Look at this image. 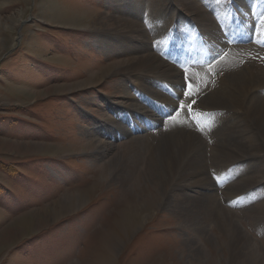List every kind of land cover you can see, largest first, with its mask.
<instances>
[{"label": "rangeland", "instance_id": "1", "mask_svg": "<svg viewBox=\"0 0 264 264\" xmlns=\"http://www.w3.org/2000/svg\"><path fill=\"white\" fill-rule=\"evenodd\" d=\"M150 1L161 5L152 7L157 20L154 13L151 15L154 21L150 19L156 25L173 12L169 27L180 17H187L194 23L193 27L198 26L186 0ZM200 1V5L205 3ZM219 1L225 11H215L228 15L224 0ZM231 1L239 15L259 6L251 0L242 3L230 0L231 6ZM122 2L128 7L133 0H0V264H238L242 247L232 245L223 229L227 216L234 219L237 237L252 246L264 262V131H251L244 123L239 130L227 132L225 127L214 124L228 110L196 107V102L214 84L215 90L220 89V80L223 81L220 78L264 62V52H260L264 46L259 47L258 30L244 38L255 35L253 47L250 46L254 38L234 44L248 48L227 49L225 45L226 53L219 58L214 54L217 50L212 53L209 49L206 55L211 54L208 59L211 65L201 57L206 50L196 43L192 45L202 55L192 56L196 60L190 63L191 52L184 61L178 52L166 50L165 44L156 45L155 37L166 25L161 24L160 30L154 31L152 47L158 49L159 57L177 63L185 83L184 94L189 96L187 101L181 100L178 108L180 122L169 121L171 129L166 122L174 114L167 112L165 94L175 97V92L182 88H168L165 82L171 77L156 75L161 91L152 92L146 100L140 94L143 90L137 80L144 78L143 75L131 74L132 78L124 73L123 69L142 54L145 42L129 34L125 36L131 39L124 40L123 48L120 46L123 40L117 34L120 25L112 16ZM260 2L264 4V0ZM226 20L229 26H237L230 13ZM257 22L259 26L262 20L259 18ZM223 23L220 18L219 27L226 32ZM197 28L201 30L200 26ZM125 41L142 48H128ZM137 92V97L149 107L147 120L142 117L143 104L137 107L134 102L133 113L140 114V118L123 115L132 136L117 132L116 128L108 130L120 113L129 111L131 101L125 94L135 96ZM157 92L159 99L151 100ZM242 116L240 110L235 111V120ZM245 119L255 126L253 120L247 116ZM143 122L148 129L139 132L140 127L144 128ZM173 126L179 127L178 131L197 130V134H202L208 171L223 165L215 164L213 157L219 146L223 151H232L227 163L235 161L236 155L242 158L229 164L232 166L227 168V173L240 165L248 170L237 183L245 191L236 196L230 192L233 179L218 186L217 179L215 187L219 189L213 188L207 196L219 199L223 212L211 224H204L203 230L192 218L186 220L190 214L185 209H191L192 204L184 196L189 193L205 199L202 190L170 192V205L166 206L163 195L172 187L162 185L160 178L147 169L148 151L135 178L129 173L130 165L126 167L125 156L136 157L134 148L147 137L153 138L157 148L166 139L164 135L176 130ZM246 139H255L248 146L249 156L241 150ZM97 143H101L99 150H95ZM123 176L129 179L123 180ZM152 196L158 204L151 210L148 208V219L140 218L137 227L123 235L120 220L117 221L119 204L129 200L132 212ZM179 202L185 206L180 207ZM107 231L117 237L111 244L106 241Z\"/></svg>", "mask_w": 264, "mask_h": 264}, {"label": "bare ground", "instance_id": "2", "mask_svg": "<svg viewBox=\"0 0 264 264\" xmlns=\"http://www.w3.org/2000/svg\"><path fill=\"white\" fill-rule=\"evenodd\" d=\"M186 1L188 3L187 5L189 7L190 12L198 20V22H196L198 23L197 27L200 26L201 30L197 27H193L194 23L192 22V20H189L187 17L178 18L177 21L173 24V26L169 27V24L171 23V20L174 15L173 12L167 13V15H165L166 16L165 18L163 17L164 20L160 22V25L164 24L166 25V28L160 30L161 28L159 27L160 25L158 24L156 25L155 24L156 22L155 23L153 22L154 19L155 20L157 19L155 18L156 14L152 11L153 6H156L157 8L158 6H161L158 3V1H156L155 5H153V3H151L150 0H133L131 4L128 3V7L126 2H122L120 6L118 5L119 9H116L112 16V20H115L118 23V25H120V27L118 26L117 28L119 32L117 34L121 36L123 39L122 44L120 45L122 46V48H123L124 40L131 39L130 37H126L125 35L133 34L137 38L143 39V41L145 42L142 54L136 57V60L134 62L127 65L125 69H123L124 73L129 76L131 74L143 75L144 78L138 77L137 79L138 82L140 83V86L138 87L143 90L141 93L139 92L142 95V97L148 100L147 95H150L152 92L155 93L156 90L161 91V87L158 85V83H160L159 77H157L156 75H168L169 77H171L170 81L165 82L168 88L171 87L182 88V90L178 89L175 92V97H169L167 94H165V101L168 104L167 112H176L177 109L179 108L181 101H179L177 98L183 96L184 94L183 89L185 83L181 79L182 72L180 68L177 67L176 63L170 59H163L162 57H159L158 49L154 48L155 46L152 47L151 40L154 39L152 37H154V31L156 29L162 32L155 37L154 43L156 45L163 43L167 46V49H172L176 51L177 48L175 49L173 47L174 45L177 44L176 36H181L183 38L184 42H182V44L185 43L186 45L182 49L178 48L177 52L180 56H184L186 60L188 59L187 54H189L192 51H196L194 45L188 46V44H193L190 43L191 40H194V43H196L197 47L199 46L200 49L206 50L205 56H206V52L207 54L209 53V49H212V53L218 49L219 51L226 50L223 47L225 46V42L230 41L231 43L234 44L235 37L241 36L243 38V41H245L244 38H247L249 34L254 33V31L256 33V30H258L257 31L258 41L261 42L259 44L264 43V20L262 18V16H264V7L261 5L262 2H260L259 4V0H251L252 2L254 1V3L259 6L255 7L253 11H249L248 14L243 13V15H239L237 12L231 11L233 10L231 8V4L228 7V2H227L228 0H224L225 6L229 8L228 15L230 13V17L235 19L237 26H232V25L229 26L228 25L229 23L226 22L227 17L225 13L219 15L215 11L217 9H219L221 12L224 10V7L220 4L219 0L218 1L203 0L205 1L203 5H200L198 3L201 2L200 0H186ZM240 1L242 3L244 0H240ZM158 10L160 12V9ZM126 12L129 13L126 14ZM153 13H154L153 16L154 19L151 17ZM150 18L153 19V21ZM220 18L225 22L223 23L224 24L223 28L227 27L226 32H223L219 27L220 25L218 24V22ZM259 18L262 20V22L258 26L257 21L259 20ZM144 25H147L149 28L146 29L145 28L146 26L144 27ZM216 25H218V27ZM165 30L167 32H165ZM100 31H106V30H100ZM125 42L129 43L128 48H134L136 50H140L142 48L141 46H136V47L132 46L131 45L133 44L132 42L129 41H125ZM208 42H210L209 43L211 44L210 46L207 45ZM215 43H217V45H214ZM260 52H264V50H260ZM218 67L221 66L219 65ZM220 79H223V81L220 80L221 82L220 83L221 87H219L220 89L215 90V88H213V86L215 85L214 84L212 86V90L208 94L202 95L203 98L200 99V101L196 102L197 104L196 107H202L208 109L207 106H211L212 108L211 110H217V111L228 110L226 113L222 112L220 114L222 116L221 117L222 120H220L219 123L214 124L215 126L225 127L227 132L228 130L230 131L237 129L239 130L240 128H242L241 125H244V123L248 125L247 128L251 131H257V130L264 131V62L257 63L256 66L254 65L247 66L244 72H232L231 74L226 75L225 77ZM125 90L127 91L126 88ZM137 94L138 92L135 94V96L130 94H125L127 95L128 98H130L129 100L131 101V103L129 104L130 106L129 111H126V113L125 112L120 113L118 115V120L113 122L114 126L108 127V130L116 128L117 132L120 133L122 132L124 133V135L131 137L132 135L130 131H128L127 129L128 126H126L123 121L124 119L123 115L125 116L129 114L128 116L131 118H136V119L140 118V114L136 116L133 113L136 106L137 107L139 106V103L143 104L144 113H142V117L144 118L145 121L147 120V115L149 114L147 108L149 107L145 102L141 101L137 97ZM159 96L160 94L159 92H157L156 96L153 94V98H151V100H154V98L156 97L159 99ZM188 97L189 96L187 94H184L183 98H185L187 101ZM134 102L137 103L136 106ZM239 110L243 114L242 116L243 118L239 120H235L236 119L235 111L239 112ZM248 113H250L252 118L249 116ZM178 115L179 114H175L173 117L170 116L171 119L169 118L168 122H166L169 127L171 125L169 121L171 120L172 123L180 122V120L177 119ZM245 116H247L248 119L253 120V122L255 123L254 127L249 125V122L248 120L245 119ZM177 128L176 130L175 129L171 130L170 131L171 134L164 135V138L166 139L163 142H160L157 148L153 144L154 142V140H152L153 138L147 137L146 141H143V143L140 146L134 148V150L136 151L135 159H131L128 156H125V159L127 161L126 167L128 168V166L130 165L129 173L132 174V179L135 178L136 170L144 162V158H146L148 151L149 166H147V169H150V171H152L160 178L162 185L166 184V185H171L172 187L169 191H167L166 194L163 195V201L166 202V206L170 205V203H168L169 200L168 195L170 192L173 193L174 191H182L186 189L202 190L203 193L206 195L205 199L204 197L202 198L194 197L189 193H184L186 200L190 201L192 204L191 209L189 210L185 209V212L190 214L188 218L187 215L185 214V218H187L186 220L192 218L194 224L198 226L200 229H202V226H204V224L205 225L211 224L216 220L219 212L221 211L223 212V208L221 203L219 202V199L215 198L214 196H207L209 192H212L211 190L213 188H215V190L217 188L219 189V187L216 188L215 186L216 185L218 186L220 182L223 181H224L223 184L224 183L226 184V182L227 181L229 182L230 179H233L232 181H234V184L232 185L230 191L231 194H233V196H236V194H238L239 192L245 191V188H243L242 185H239L237 183L238 180L246 172H248V170L247 167L244 168L243 165H240L238 168L234 169V171L232 170V172L229 171L230 173L229 172L227 173V168L232 166L229 164L238 162L242 160V158H240L239 155H236L235 161H232L231 163H227L228 156L231 154L232 151L230 152L228 150L223 151L219 146L214 150L216 151V156L213 157H215L216 159L215 164L218 163L219 165V163H223L222 165L223 167L214 166L212 170L208 171L207 167L209 166H206V160H205L206 156L204 155L206 143L202 137V134L201 136L197 134L198 133L197 130L190 131L188 133L184 131H178ZM90 139L93 138L90 137ZM201 139L203 140L205 145H203ZM205 140L207 141V139ZM253 141H255V139H249V141L248 139H246L241 144L242 145L241 150L244 149V151H246L247 156L250 155L249 147L252 146ZM153 147H155V149ZM226 147L227 146L225 145L223 148ZM100 148H101V143H97V145L95 146V150H99ZM152 148L153 150L151 151ZM207 161L210 163V160ZM214 162L215 161L212 162V165H214L213 164ZM247 175L248 174H246V177L249 178V175L248 176ZM125 179H129V178L123 176V180ZM217 179L218 182L215 185ZM121 183L124 186L126 185L125 182H121ZM256 195L258 194L256 193ZM156 200L155 197L153 196L151 198H146L143 201L140 208L139 209L137 208L138 210L136 209L133 210L132 212L129 211V205H130L129 200H125L123 204H119L120 209L116 210V211H120L118 214L119 219L118 220L115 219V221L120 220V224H121L120 229L122 228L121 232L123 235H126L129 231L135 229L137 227L138 220L141 221L140 218H144V219L147 218L146 216H148L149 214V212L147 213V211H149V209L151 210L152 207L158 204L157 203L158 200L157 201ZM178 205L180 207L185 206L184 203L182 202H179ZM60 208H63V206H60ZM226 218L228 221L226 222V225L223 227L225 233L230 237L232 245L242 247V250H240V252L241 251L242 252L241 253L238 252L240 253V257H239L240 260L238 261V264H255V262L264 263L261 261L260 255L254 250V248H252V246H250L249 244L247 245L246 243H244V241H242L239 237H237L236 230L233 225L234 219L231 218V216L230 217L227 216ZM30 219L33 218L30 217ZM218 219H220V217ZM200 223H202L201 226H199ZM107 233H108L106 239L107 244L108 243L111 244V242L115 240L117 237L112 232H111L112 234L108 231ZM236 256L237 255H234V258H236Z\"/></svg>", "mask_w": 264, "mask_h": 264}]
</instances>
